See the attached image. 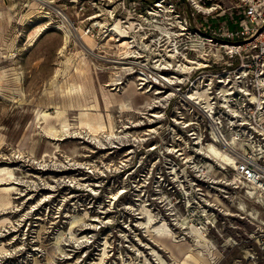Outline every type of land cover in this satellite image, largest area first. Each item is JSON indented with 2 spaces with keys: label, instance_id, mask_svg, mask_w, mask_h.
<instances>
[{
  "label": "rangeland",
  "instance_id": "374dc122",
  "mask_svg": "<svg viewBox=\"0 0 264 264\" xmlns=\"http://www.w3.org/2000/svg\"><path fill=\"white\" fill-rule=\"evenodd\" d=\"M155 1L167 8L176 4L177 8H173L171 15L163 13L157 18L158 23L146 29L149 38L142 40L139 22L144 18L154 20L148 12ZM190 1L0 0V72L7 75L0 84V166L14 169L13 179L6 178L4 182H13L16 187L8 196L9 205L0 209V264H95L104 247L106 255L101 264H159L156 253L167 264H183L177 253L172 255L159 246L165 244V240H155V243L139 224L144 222L139 205L146 203L152 214H162L168 223L179 222V230H174L179 236L177 239L186 232L181 226L186 214L184 194L188 190L181 188L184 194L177 195L181 203L176 205L172 189L163 185L156 188L153 184L156 173L151 171L158 166L159 157L147 151L156 141L147 135L154 128V124L148 122L149 108L142 107L158 88L152 69L161 56L166 55L168 45L166 37L155 26L164 27L169 22L175 24L172 32L180 33L186 23L190 25L188 30L205 26L211 32L219 21L232 29L231 16L237 13L236 0H206L200 3L203 10L195 13ZM208 8L214 10L207 15ZM46 14L49 19L39 18ZM168 17L173 19L167 21ZM62 19L67 20L71 36L61 52L64 28L58 30L52 26H62ZM115 24L122 29L133 26L128 36L134 37L136 52H143V57L130 60L141 66L132 74L122 76L120 84L106 86L112 79L119 78L118 68L127 66L130 59L118 50V38L107 37L106 29H112ZM45 26L48 28L38 36V31ZM152 37L161 39L160 47L151 43ZM181 38L180 53L200 47L189 43L185 36ZM145 43L150 47L145 49ZM123 57L127 60L120 59ZM67 60H70L68 72L60 75L58 82L81 83L90 93L94 89L100 112L113 117L116 131L113 135L108 130L92 136L84 126L72 121L71 113L79 112L76 107L66 110V117L76 132L58 137L62 140L48 138L43 132L45 124L36 123L39 111L50 113V121L55 122L56 109L51 107L59 100L50 83L56 71L65 68ZM80 61L84 77L74 72ZM144 67V71L150 73L148 83L154 88L131 101L134 111L119 113L118 101L132 91L141 93L148 89L147 82L145 85L138 80ZM15 71L22 75L20 83L12 79ZM85 96L91 100L87 92ZM109 99L115 102L107 104ZM164 161L160 159V165ZM209 176L215 180V185L210 181L211 184L194 194L212 196L205 197L214 205H210L209 210L214 213V216L209 214L210 217L216 219V228L210 222L207 234L214 246L210 250L209 264H264V226L248 219L236 207L243 202L248 209L260 210L262 221L264 208L250 199L243 187L223 189L221 175L216 170H210ZM226 180L232 179L228 176ZM156 191L162 192V204L155 201ZM113 195H116L115 200L118 198L116 202ZM169 201L177 216H168ZM186 215V219H195L197 214L189 209ZM178 217L182 221L170 220ZM171 243L172 240H166V245L171 246ZM185 244L195 245L189 234L185 236ZM201 250L205 253L207 248ZM246 252L249 258H244Z\"/></svg>",
  "mask_w": 264,
  "mask_h": 264
},
{
  "label": "built area",
  "instance_id": "2783aa9c",
  "mask_svg": "<svg viewBox=\"0 0 264 264\" xmlns=\"http://www.w3.org/2000/svg\"><path fill=\"white\" fill-rule=\"evenodd\" d=\"M204 1H190L193 13L203 10L200 3ZM175 7L168 8L174 12ZM235 10L232 29L219 21L211 32L205 26L188 30L190 25L183 24L184 30L175 36L174 44L179 50L183 36L189 43L198 44L200 47L188 48L196 55L185 52L181 59L186 55L192 63L201 65L189 64L185 72H175L171 86L157 85L158 102L147 109L148 122L154 124L147 135L156 141L147 151L159 157L158 166L151 171L156 173L153 184L159 189L162 185L172 189L176 205L181 203L177 195L184 194L181 188L186 187V214L194 209L196 218L189 220L200 231L205 226L206 234L211 225L210 203L205 196L194 194L216 183L209 176L210 170L221 175L223 189L243 187L244 193L264 208V0H236ZM165 71L159 70V74L167 75ZM197 92L206 93L208 98L190 99ZM155 114L161 116L155 118ZM208 143L229 155L234 167L212 160ZM162 158L165 163L160 165ZM228 176L231 181L226 180ZM155 195V201L162 204V192Z\"/></svg>",
  "mask_w": 264,
  "mask_h": 264
},
{
  "label": "bare ground",
  "instance_id": "6f19581e",
  "mask_svg": "<svg viewBox=\"0 0 264 264\" xmlns=\"http://www.w3.org/2000/svg\"><path fill=\"white\" fill-rule=\"evenodd\" d=\"M73 2H75V1H73ZM158 3H159L158 5H153V9L150 12H148L152 15L151 19H154V20L149 21L143 17L144 21L139 22V29H140L139 34H140V37L142 40H146L149 38V36L146 34L147 33L146 29H148L150 26H153V23H158L157 18L161 17L163 13H166L167 16L172 14V11L170 9H168L167 7H164L162 2H158ZM196 5L200 8L199 4L196 3ZM157 7L161 8V9L159 10ZM32 8H34V7H32ZM154 8H156V9H154ZM212 10H214V8L208 9L205 12L209 13ZM39 18L49 19L50 17H49V14L48 15L46 14L44 16H40ZM128 19L130 20V18H128ZM172 19L173 18L168 17L167 21L172 20ZM66 21H65V19H62V21H61L63 24L62 26H58V25L52 26V28L58 29V30L60 29V27L64 28V39H63L64 44L61 48V52L66 48L67 43H68V39L71 36V29L69 28L68 22H66ZM96 25L102 26V24H100V23H97ZM166 25H171V26H170V28H168ZM155 27L158 30H160V32H161L160 34H163V36L166 37V41H167L168 45L166 44L167 45L166 46L167 51L165 53L166 55L163 54L161 56L162 59L159 61V63L156 65V67L154 69H152V71L153 70L155 71V73L153 75L155 77L156 84L159 85L161 83V84H166V86L167 85L171 86L174 82L173 77L175 76V74H174L175 72H185V70H187L189 68V64H197L199 66L201 64L198 61L196 63L195 62L192 63L191 62L192 60L190 58H188L186 55H184L185 59H181L182 53L179 52V50L176 48V45L174 44V41L176 38L175 36H180L181 32L180 33L175 32V31L172 32L173 28L175 27V24L172 25L171 23L168 22L165 24L164 27H160V26H155ZM47 28L48 27L45 26V28L39 30L37 35L40 36L43 33V31L46 30ZM132 28H133V26L131 25V26H128L127 29H122L119 26V24H115L112 29H106V31L109 32L107 37H109L111 39L113 36L115 38H118V40L115 39V41L117 40V43H118V45H117L118 50L121 51L122 55H125L126 58H130L129 62H127V64L125 63L127 66L118 68L119 72L117 74L119 75V78L118 79H112V81H110L112 83L109 85L106 84V86H112V85L116 86V85L120 84L121 82L119 80H121L122 76L132 74V72L134 71V69L136 67L141 66V65H138L139 63L134 62L133 60L130 61L131 59L139 60L140 58L143 57V55H142L143 52L142 53L140 51L136 52V50H137L136 45H135L136 40L134 39V37L128 36L129 31L132 30ZM135 29H137V28L135 27ZM181 30H184V29L181 28L179 31H181ZM160 42H161L160 38L156 39V37H152L151 43L155 47H158V46L160 47L161 46ZM145 44H146L145 49L150 47L148 43H145ZM126 58L123 57L120 59L121 60H127ZM64 66H65L64 69L56 71V74L50 83L52 88L54 89V93L57 95L58 100H59L54 105L52 104L53 106L51 107L53 109H56V115L54 117L55 122L52 123L50 121V119H51L50 113H48L47 111H39L36 114V118H35L37 120L36 123L40 124V125L45 124V126L43 127V132L48 138H52V140H58V141L62 140V138H58V137H61V136L63 137L64 135L71 134V132H73V133L76 132L75 130H72L71 123L69 122L70 120H68L66 117L67 108L76 107V108H79V112L77 111L78 113H76V112L71 113V115L73 116L72 121H75L78 125L84 126L92 136L93 135L96 136L97 133L105 132L108 130L110 131V135H113L114 132H116V131H114L115 126L113 123L114 122L113 117L110 114L104 115L100 112L98 97H97L94 89H93V92L90 93L89 90L85 91V89L83 88L81 83L69 82L68 85H64V84H60L58 82V77L60 75H64L66 72H68L67 70L70 66V60H67L64 64ZM142 68H143V66H142ZM170 69L172 71L168 72L167 75L162 76L159 74V70L163 71V70H170ZM144 70H146L145 67L143 69V72L138 74V76H139L138 80L142 81V84L146 85L149 82V74L150 73L148 74ZM74 72L77 75H79L80 77H84L85 71L81 67V61L79 62V66H77L75 68ZM125 72H127L128 74H124ZM6 78H7V75L5 74V72H0V84L3 83V81L6 80ZM171 78H172V80H171ZM12 79L17 83H20L22 80L21 73L15 71L14 77ZM150 83H148V86L150 85ZM0 87H1V85H0ZM92 88L93 87H91V89ZM157 89L155 90L156 92L153 93V95L151 96L152 98L145 100V103H144L142 108L147 109V108H152L155 106V104L158 102L156 99V94H158L159 91ZM151 91H152V88L150 91H148V89H147L141 93H137L136 90L132 91V93L127 95L125 99L118 101L117 107L120 110L119 113L123 114V113H130V112L134 111V108H133V105L131 104V101L134 100L137 95L147 94ZM86 92L91 95V96H89V99L91 98L90 101H88L86 99V98H88L87 96H85ZM185 95H187V94H185ZM185 95L181 96L182 98H184V100H186L185 98L188 96L187 95L185 97ZM80 98H82L81 101L79 100ZM191 98L196 99V100L197 99L204 100V99H207L208 97H207L206 93L197 92V93H192L190 95V99ZM113 102H115V101H112L110 99L106 101L107 104H113ZM160 116L161 115H159V114H155V118H158ZM84 127H82V128H84ZM206 147H207V152H208V154L212 160L216 161L217 163H219L221 165L223 164L225 166L228 165L229 163L234 164V160L229 155H227L225 152H222L215 145L208 143V145ZM13 171H14V169H12L11 167L0 166V209L6 208L9 205L10 202L8 200V196L11 195L13 190H16L15 183L4 182L6 178L13 179V176H14ZM185 195H187V194H185ZM204 196H206L208 198L212 197L210 195H204ZM113 198L115 200L116 195H113ZM215 200L218 202L219 198H217ZM209 203H211V202H209ZM257 203L259 204V201H257ZM170 204H172V203L169 201V206L167 208V210L169 211L168 216H172V217L177 216V212L176 211L173 212L172 206H170ZM210 205L214 206L213 204H210ZM146 207H147L146 203L139 205L140 214L143 215L141 217V220L144 221V222L139 223V224L143 225V228H145V231L147 232V236H151V238L154 239L153 240L154 242H155V240H158V241L165 240L164 241L165 244H159V246H161L163 249H165L166 252H167V250L172 252V255L177 253L182 258L183 264H209V258H210V255H212V254H210V250L213 249L214 246L211 244V241L207 239V234L204 231L205 229H207L205 226L203 227V229H201L202 231H200L196 228V226L193 223L191 224L189 219H186V217H185L184 221H183L184 226H181V228L183 231H186V232L181 233V235H183L184 237H182V238L180 237L179 239H177L179 236L175 235L176 232H174V230H176V229L179 230V225L177 226V224H179V222L168 223L167 218L164 217L162 214L159 213V215H154ZM251 207H253V206H251ZM236 209L239 212H241L242 214H244L248 219L252 220L253 222L257 223L260 226H264V221L260 220V213H259L260 210L257 211L256 209H248L247 206L243 202H240L237 205ZM209 214L212 215V213H209ZM180 218L178 217V218H173L170 220H173V221L178 220L179 221ZM243 218H245V217H243ZM180 221H182V220H180ZM74 222L75 221H73L71 224H73ZM209 222L212 223L213 228H216V226H215L216 219H214L213 216H212V218H210ZM171 225L174 226V228L171 227ZM187 234H189L191 237H193V241L195 242L194 247H193V245H186L185 244V236H187ZM166 240L167 241L172 240L171 246L166 245ZM182 241L184 243H181ZM205 243H207L206 244L207 246H205ZM202 247L207 248L205 253L203 250H201ZM105 248L106 247H104L102 249V254L99 257V261H98V263L95 262V264H101L104 261V259H105L104 257L106 255ZM152 252L156 253L154 251H152ZM156 256L158 257L159 264H167L161 258V256L159 254L156 253ZM249 257H250L249 252H246V255L244 256V258H249ZM145 261L147 262V260H145Z\"/></svg>",
  "mask_w": 264,
  "mask_h": 264
}]
</instances>
